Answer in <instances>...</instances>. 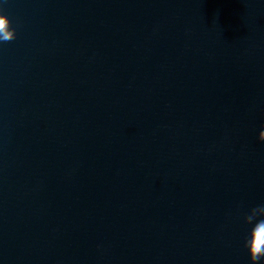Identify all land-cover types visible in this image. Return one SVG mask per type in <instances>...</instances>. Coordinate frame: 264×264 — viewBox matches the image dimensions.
<instances>
[{
  "label": "water",
  "instance_id": "water-1",
  "mask_svg": "<svg viewBox=\"0 0 264 264\" xmlns=\"http://www.w3.org/2000/svg\"><path fill=\"white\" fill-rule=\"evenodd\" d=\"M0 10V264H252L264 0Z\"/></svg>",
  "mask_w": 264,
  "mask_h": 264
},
{
  "label": "clouds",
  "instance_id": "clouds-1",
  "mask_svg": "<svg viewBox=\"0 0 264 264\" xmlns=\"http://www.w3.org/2000/svg\"><path fill=\"white\" fill-rule=\"evenodd\" d=\"M3 0H0V4ZM0 18L7 19L5 12L0 10ZM15 37V28L10 27L0 32V41L11 40ZM260 130H264V124L260 125ZM259 141H264V138L257 137ZM250 212H264V205H258L250 210ZM247 215V214H246ZM264 227V224L261 225ZM264 233L254 230V226H251L244 239V247L247 249L250 261L252 264H264V246H261V236Z\"/></svg>",
  "mask_w": 264,
  "mask_h": 264
}]
</instances>
